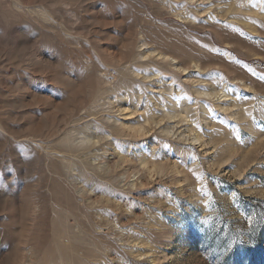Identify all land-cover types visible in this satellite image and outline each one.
Masks as SVG:
<instances>
[{"label":"rangeland","instance_id":"rangeland-1","mask_svg":"<svg viewBox=\"0 0 264 264\" xmlns=\"http://www.w3.org/2000/svg\"><path fill=\"white\" fill-rule=\"evenodd\" d=\"M262 77L264 0H0V264H264Z\"/></svg>","mask_w":264,"mask_h":264},{"label":"bare ground","instance_id":"bare-ground-1","mask_svg":"<svg viewBox=\"0 0 264 264\" xmlns=\"http://www.w3.org/2000/svg\"><path fill=\"white\" fill-rule=\"evenodd\" d=\"M146 45H147V43H146ZM166 53V52H165ZM159 55H162V54H159ZM170 55V54H169ZM164 56V58H170V56H168V54L167 55H163ZM172 57V56H171ZM174 58V57H173ZM171 59V58H170ZM175 59V58H174ZM178 60V59H177ZM176 61V60H175ZM177 62V61H176ZM201 93H204L206 96H212V95H215V96H219V93H212V92H201ZM223 97V95H221V96H219V98H222ZM184 109V108H183ZM185 111L186 110H183V111H181L180 112V114L179 115H183V116H185ZM175 113H173V115H174ZM173 117V116H172ZM186 117H184V119H185ZM169 119H170V117H169ZM172 119H174V118H172ZM195 141H199L200 140V136H198V135H196L194 138H193ZM92 141V140H91ZM90 142V141H89ZM98 143V142H97ZM96 143V144H97ZM144 164H145V162H144ZM15 264V263H14ZM18 264V263H17Z\"/></svg>","mask_w":264,"mask_h":264},{"label":"snow or ice","instance_id":"snow-or-ice-1","mask_svg":"<svg viewBox=\"0 0 264 264\" xmlns=\"http://www.w3.org/2000/svg\"><path fill=\"white\" fill-rule=\"evenodd\" d=\"M262 79H264V77H262Z\"/></svg>","mask_w":264,"mask_h":264}]
</instances>
